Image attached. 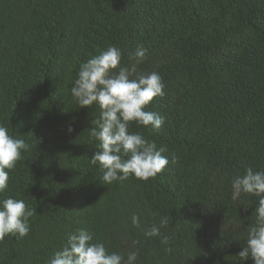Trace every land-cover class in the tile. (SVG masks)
<instances>
[{
  "label": "trees",
  "instance_id": "16d2710c",
  "mask_svg": "<svg viewBox=\"0 0 264 264\" xmlns=\"http://www.w3.org/2000/svg\"><path fill=\"white\" fill-rule=\"evenodd\" d=\"M109 45L125 64L146 49L139 70L165 84L147 109L162 127L129 129L169 159L148 181L100 182V109L71 95ZM0 124L29 145L3 196L34 211L26 237L0 241V264H48L82 228L136 264H253L238 253L258 201H233L231 181L264 170V0H0ZM161 217L172 254L144 235Z\"/></svg>",
  "mask_w": 264,
  "mask_h": 264
},
{
  "label": "clouds",
  "instance_id": "9594fccd",
  "mask_svg": "<svg viewBox=\"0 0 264 264\" xmlns=\"http://www.w3.org/2000/svg\"><path fill=\"white\" fill-rule=\"evenodd\" d=\"M147 50L138 48L128 57L130 64L122 63L123 52L109 45L100 54L80 65L78 76L71 87V95L78 105L100 109L99 118L92 121L90 137L99 141V150L91 159L99 164L100 182L110 185L123 182L130 177L143 181L154 179L169 164V159L139 132L130 131L132 124L143 126L149 131L162 127L164 119L159 113L147 110L156 97H164L165 84L156 71L139 70ZM74 129L69 126L68 132ZM29 148L22 138H15L9 129L0 124V241L5 237L17 239L30 232V218L34 211L24 200L12 196L4 197L9 188V172L23 159L22 153ZM231 199L244 202L241 197L254 196L257 206L253 213L254 222L246 229L245 244L238 253L240 261L251 259L253 264H264V170L245 169L244 175H237L231 181ZM245 208H247L245 206ZM132 225L141 228L140 216L133 214ZM169 224L168 217H161L144 232L146 237L160 238L165 252L172 254L169 238L161 229ZM138 251L127 255L110 252L103 241H94V234L87 229H77L67 234V243L55 252L48 264H136Z\"/></svg>",
  "mask_w": 264,
  "mask_h": 264
}]
</instances>
